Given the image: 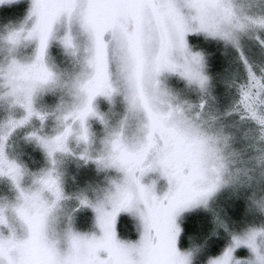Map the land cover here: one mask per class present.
Returning a JSON list of instances; mask_svg holds the SVG:
<instances>
[{
    "label": "snow or ice",
    "instance_id": "1",
    "mask_svg": "<svg viewBox=\"0 0 264 264\" xmlns=\"http://www.w3.org/2000/svg\"><path fill=\"white\" fill-rule=\"evenodd\" d=\"M0 264H264V0H0Z\"/></svg>",
    "mask_w": 264,
    "mask_h": 264
}]
</instances>
